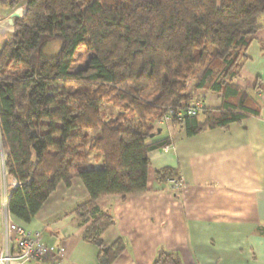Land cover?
Listing matches in <instances>:
<instances>
[{"label": "trees", "instance_id": "16d2710c", "mask_svg": "<svg viewBox=\"0 0 264 264\" xmlns=\"http://www.w3.org/2000/svg\"><path fill=\"white\" fill-rule=\"evenodd\" d=\"M21 3L26 12L0 49V147L9 152L7 178L17 182L9 211L30 224L78 175L89 200L72 213L90 223L83 240L111 264L126 245L105 246L115 220L97 203L147 191L149 154L172 145L156 125L169 108L204 105L173 121L188 137L260 116L237 81L263 28L264 0H0L12 10ZM49 42L61 44L57 54L44 53ZM77 56L83 67L74 71ZM199 93L221 107L207 108ZM91 154L100 166L89 164ZM180 178L157 172L161 182ZM154 264L179 259L162 251Z\"/></svg>", "mask_w": 264, "mask_h": 264}, {"label": "crops", "instance_id": "0c3cea01", "mask_svg": "<svg viewBox=\"0 0 264 264\" xmlns=\"http://www.w3.org/2000/svg\"><path fill=\"white\" fill-rule=\"evenodd\" d=\"M25 12L23 3L15 10L0 4V49ZM15 14L20 18L12 20ZM247 56L237 85L261 108L260 116L194 137L173 122L159 124L172 145L149 154L147 191L98 201L99 210L115 220L103 235L105 246L118 240L126 245L111 264H154L162 251L175 255L179 264H264V25ZM201 96L207 108L221 107L214 95ZM162 134L161 129L165 138ZM164 169L177 171L185 186L175 191L172 179L159 181L157 172ZM3 183L10 194L17 185L5 176L0 158V228ZM88 200L74 175L71 187L60 185L30 224L10 215L59 252L28 264H101L100 248L83 240L90 223L72 213Z\"/></svg>", "mask_w": 264, "mask_h": 264}, {"label": "built area", "instance_id": "2783aa9c", "mask_svg": "<svg viewBox=\"0 0 264 264\" xmlns=\"http://www.w3.org/2000/svg\"><path fill=\"white\" fill-rule=\"evenodd\" d=\"M203 109L204 105L202 103L189 105L186 109L180 111L169 108L162 121H181L185 116L198 115ZM5 162L3 172L6 176ZM171 183L175 191H179L185 186L183 178L172 179ZM1 195L0 264H28L57 255L59 252L55 248L43 243L41 233L28 231L24 226L10 219L11 213L8 204L11 194L5 183L2 185Z\"/></svg>", "mask_w": 264, "mask_h": 264}, {"label": "rangeland", "instance_id": "374dc122", "mask_svg": "<svg viewBox=\"0 0 264 264\" xmlns=\"http://www.w3.org/2000/svg\"><path fill=\"white\" fill-rule=\"evenodd\" d=\"M20 13H22V11H21ZM60 47H61V44L58 43V42H49V43L43 48V51H44V53H46V54H49V55H55V54H57V53L59 52ZM80 54H84V56L86 57L85 52H84L83 50H81ZM86 58H87V57H86ZM82 67H83V66H82V63L79 62V59H78V56H77L76 61H75L74 65H73V70L75 71V70H78V69H80V68H82ZM20 71H21V70H20ZM17 73H19V72H17ZM198 78H199V75H198L197 77H195V78H192V79L190 80V82H189V88H190L191 91L194 89V87H195L196 84L198 83V81H199ZM199 94H200V96L203 95L202 93H199ZM108 110H109L110 113H114L115 115H117V114L119 113V109H118V108H115L114 106H111ZM164 116H165V115H164ZM164 116H163L160 120H158V121L156 122V125H157V126H158L159 124L162 125V124H166V123H171V122H168V121H164V122H163L162 120H163ZM200 119H201V120L203 119L202 114H200ZM161 129L163 130V134H162L163 137H167L168 134H167V129H166V127H161ZM157 134H158V132H157ZM7 152H8V151L3 150V149L0 147V158H1V166H2V169L4 168V161H6V159H7V157H8V155H6ZM8 153H9V152H8ZM3 156H4V158H3ZM90 156H91V157H90L91 159L88 161L89 164H91V165H95L96 163H99V162H97L96 160L93 159L92 154H91ZM2 158H3V159H2ZM4 159H5V160H4ZM3 170H4V169H3Z\"/></svg>", "mask_w": 264, "mask_h": 264}, {"label": "water", "instance_id": "95a60500", "mask_svg": "<svg viewBox=\"0 0 264 264\" xmlns=\"http://www.w3.org/2000/svg\"><path fill=\"white\" fill-rule=\"evenodd\" d=\"M17 18H20V15L19 14H15V15L12 16V20L13 19H17ZM158 134H161V130L158 131ZM154 136H155V134L151 135V138H153Z\"/></svg>", "mask_w": 264, "mask_h": 264}]
</instances>
